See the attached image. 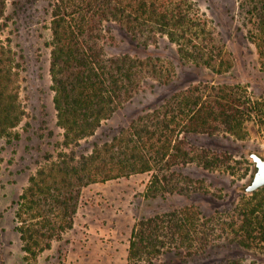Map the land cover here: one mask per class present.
Returning a JSON list of instances; mask_svg holds the SVG:
<instances>
[{
  "label": "trees",
  "instance_id": "trees-1",
  "mask_svg": "<svg viewBox=\"0 0 264 264\" xmlns=\"http://www.w3.org/2000/svg\"><path fill=\"white\" fill-rule=\"evenodd\" d=\"M9 1L0 0V138L13 142L23 137L18 127L27 116L21 99L27 65L15 38L29 18L49 32L57 125L64 130V149L37 169L14 201L15 230L28 259L74 227L82 191L91 183L148 172L153 180L147 198L207 193L205 179L182 169L195 165L234 174V159L191 136L226 133L247 139L250 124L264 130V97L240 82L213 77L229 73L234 62L197 1L11 0V6ZM238 3L246 37L256 45L264 72V0ZM29 8L30 15L21 17ZM114 45L129 48L110 51ZM162 45L176 48L181 65L209 68L213 78L179 87L99 135L147 84L169 85L176 77V64L164 62L166 55L158 52ZM91 137L96 139L91 142ZM227 244L264 254V187L245 192L232 214L209 215L189 203L143 216L133 228L128 258L135 264H158L175 257L181 263ZM221 264L261 263L229 258Z\"/></svg>",
  "mask_w": 264,
  "mask_h": 264
},
{
  "label": "rangeland",
  "instance_id": "rangeland-1",
  "mask_svg": "<svg viewBox=\"0 0 264 264\" xmlns=\"http://www.w3.org/2000/svg\"><path fill=\"white\" fill-rule=\"evenodd\" d=\"M195 1L211 19V25L220 32L219 37L227 56L232 57L234 62L229 73L222 76L213 74V77L218 81L240 82L253 95L264 97V72L260 67L256 45L246 37L247 28L240 15L238 0ZM9 3L11 6L12 1ZM30 12V8L29 11L23 10L21 17L27 18ZM113 29L120 40L118 27L114 26ZM41 32L43 36H40ZM49 39L48 30L37 29L34 19L30 18L28 22L23 20L20 34L15 38L26 55L27 70L22 75L21 99L27 116L18 127L23 132L21 140L9 142L0 138V264H135L128 258L129 247L133 228L143 216L189 203L195 204L209 215L218 211L232 214L234 203H238L245 193L243 187L252 182L257 170L251 152L264 154V130L258 125H249L250 134L247 139H239L226 133L191 136L195 143L230 153L234 159L230 162L235 166L234 174L221 169L205 170L195 165L182 169L183 173L205 179L209 189L207 193L175 195L168 199L147 198L153 180L152 173L148 172L91 183L82 191L74 227L62 239L54 241L50 249L35 259H28L22 248L20 233L15 230L14 201L24 192L37 169L45 165L49 158H57L64 149V130L57 125L55 92L52 89L50 48L46 46ZM163 45L158 52L166 55L164 62L176 64V77L169 85L150 88V84H147L148 89L134 103L111 118L99 135L103 130H110L112 125L120 127L127 122L128 116L135 115L148 104L159 102L166 94L179 87L213 78L209 68L197 67L191 63L181 65L177 61L176 48ZM121 46L114 45L110 51L129 48ZM95 139L91 137L90 141ZM73 148L81 151L82 147L73 145ZM229 258H240L247 262L256 259L264 264L263 253L245 249L238 244L216 247L210 255L181 263L175 257L171 260L170 257H165L157 262L221 264Z\"/></svg>",
  "mask_w": 264,
  "mask_h": 264
},
{
  "label": "water",
  "instance_id": "water-1",
  "mask_svg": "<svg viewBox=\"0 0 264 264\" xmlns=\"http://www.w3.org/2000/svg\"><path fill=\"white\" fill-rule=\"evenodd\" d=\"M250 155L257 166V170L252 182L243 187L244 191L247 193H253L264 187V154L258 151H252Z\"/></svg>",
  "mask_w": 264,
  "mask_h": 264
}]
</instances>
